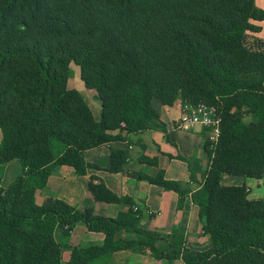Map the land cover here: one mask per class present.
<instances>
[{"label": "trees", "instance_id": "obj_1", "mask_svg": "<svg viewBox=\"0 0 264 264\" xmlns=\"http://www.w3.org/2000/svg\"><path fill=\"white\" fill-rule=\"evenodd\" d=\"M261 21L255 0H0V264H97L116 251L146 248L169 262L264 264V199L221 184L223 174L264 177V39L247 42ZM71 64L101 102L98 121L68 86ZM154 99L205 101L222 114V134L214 151L206 146L211 164L197 190L162 173L139 176L176 192L179 206L191 194L207 250L141 228L132 200L102 182L89 184L95 200L128 203V212L108 218L59 199L36 203L57 168L86 173V151L122 134L163 129ZM126 158L113 153L108 170L122 171ZM13 160L21 172L3 189L4 167ZM80 222L103 233L104 242L75 247L63 262L55 229L70 235ZM121 232L131 236L119 238Z\"/></svg>", "mask_w": 264, "mask_h": 264}, {"label": "crops", "instance_id": "obj_2", "mask_svg": "<svg viewBox=\"0 0 264 264\" xmlns=\"http://www.w3.org/2000/svg\"><path fill=\"white\" fill-rule=\"evenodd\" d=\"M255 2L264 10V0H255ZM256 25L261 31L254 34L264 36V21L256 22ZM79 80L81 83L78 79L69 78L68 86L76 90L80 89L78 91L91 110L92 106H95L97 111L92 110V112L98 121L101 116V102L98 100L99 108L96 92L86 88L80 74ZM156 102L158 103H155V108L160 114L163 129L151 128L141 133L122 134L123 140L86 151L85 160L90 164L86 173L79 175L70 166L57 168L48 178L46 186L36 192V203L41 206L48 200L59 199L81 211L91 209L94 215L108 218H117L121 213L128 212L130 208L128 203H106L95 200L89 190V184L91 181L102 182L113 194L129 198L134 203L133 206H138V210L142 212L139 223L141 228L165 235L177 234L183 239L185 247L195 251L209 249L211 242L203 231L199 207L192 201L191 194L187 196L184 204L179 206L180 197L176 192L165 190L139 177L140 175L156 177L162 173L165 179L177 181L183 187L195 191L204 182L211 164L212 156L206 151V129L201 126H195L190 130L176 128V121L181 113V101L177 100L173 105ZM119 133L115 131L113 135ZM118 151L127 153L126 165L120 172H110L108 169L112 164V154ZM20 172L21 163L18 160L5 165L1 187L6 189ZM221 184L224 187H246L249 199H264V177L256 179L223 174ZM54 236L63 247V262L70 260L73 248L102 245L105 239L103 233L89 231L82 222L73 228L70 235H65V229L57 226ZM130 236L131 234L126 232L118 235L123 239ZM97 264L184 263L181 259L173 262L156 259L151 250L146 248L143 251L130 249L116 251L100 259Z\"/></svg>", "mask_w": 264, "mask_h": 264}, {"label": "built area", "instance_id": "obj_3", "mask_svg": "<svg viewBox=\"0 0 264 264\" xmlns=\"http://www.w3.org/2000/svg\"><path fill=\"white\" fill-rule=\"evenodd\" d=\"M181 113L176 121V128L190 130L195 126L206 129L207 142L211 145L219 143L222 134V114L219 109L205 102L193 103L191 101H181ZM134 211H138V206L134 205Z\"/></svg>", "mask_w": 264, "mask_h": 264}, {"label": "rangeland", "instance_id": "obj_4", "mask_svg": "<svg viewBox=\"0 0 264 264\" xmlns=\"http://www.w3.org/2000/svg\"><path fill=\"white\" fill-rule=\"evenodd\" d=\"M256 38H260V39H264V36H257V35H255L254 33H248L247 34V42L248 43H253L254 41H255V39ZM70 71H71V77H70V79L71 80H73V79H78V81H80L79 80V74H80V70H79V67L78 66H76L75 64H71V66H70ZM80 83H81V81H80ZM72 85H73V83L71 84V87H72ZM82 85V84H81ZM77 88V87H76ZM78 89V88H77ZM78 90H80V89H78ZM86 94L84 93V96H85ZM88 97H86V99H87ZM183 99H185V98H183ZM182 100V99H181ZM156 101H159L158 99H154L153 100V106H154V108H155V103H158V102H156ZM96 102H97V104H98V107L100 108V102L98 101V98H97V100H96ZM160 102V101H159ZM205 102V101H204ZM160 103H162V102H160ZM206 103V102H205ZM92 106V105H91ZM215 106V105H214ZM217 107V106H216ZM218 108V107H217ZM156 109V108H155ZM92 110L93 111H97L96 110V108H95V106L93 107L92 106ZM99 110V109H98ZM157 110V109H156ZM158 111V110H157ZM1 139H2V134H1V131H0V142H1ZM207 147H208V149L212 152V151H214V149H215V145H211V144H209L208 142H207ZM211 156H212V154H211ZM25 228L27 229V230H32L33 229V227H30V226H25ZM143 250H145V249H143ZM143 250H137V251H143Z\"/></svg>", "mask_w": 264, "mask_h": 264}]
</instances>
